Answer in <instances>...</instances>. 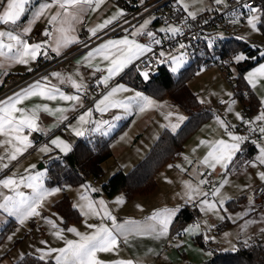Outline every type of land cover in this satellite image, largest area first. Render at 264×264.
Wrapping results in <instances>:
<instances>
[{
  "label": "snow or ice",
  "instance_id": "snow-or-ice-1",
  "mask_svg": "<svg viewBox=\"0 0 264 264\" xmlns=\"http://www.w3.org/2000/svg\"><path fill=\"white\" fill-rule=\"evenodd\" d=\"M30 3V0H0V24L11 25L16 27H21L24 33H31L32 23L36 20L44 17L46 14L48 22L52 24L53 31L59 33L56 37L54 46H51V51L56 55L61 54V49L66 47L70 43L76 41L78 38L75 36H69L70 32H73L74 24L82 22V17L85 12L89 9L95 10L100 4L104 3V0H51V3H45L40 5V7L33 12L32 21L25 27L18 24L21 17L26 12V5ZM182 5V10L187 12V16L191 20L195 21L197 19V12L188 11L189 5L180 0ZM197 3L203 4V0H197ZM215 4L222 7H228L226 0H215ZM56 8L54 13L50 10ZM246 9V14L242 11ZM212 9L207 6L201 7L200 12L210 11ZM123 10L118 11L116 14L111 16L109 19H105L103 23L96 25L95 27L89 29L92 37L97 36V32L106 28L109 24L116 21L119 16H122ZM232 17V23H238L241 16L247 21V25L253 32H259L260 28L258 25H264V0L257 5V0H237V6L229 12ZM155 17L146 19L141 24L140 28L135 32L131 33L132 36L146 35L150 38V43L144 44L139 43L135 39H129L127 36L122 39H109L106 42L96 46L94 49L89 50L81 60L88 63V66H92L90 61L96 56H102L105 61H108L107 74L101 79V82L105 86L106 93L102 94L101 97L93 99L94 110L100 113H105L108 109L118 108L123 109L124 113L132 114L134 109L143 113L146 109L153 107H160L158 102L152 98L150 95H146L144 92L136 91L135 89H130L124 84L117 83L109 88V82L113 77L122 73L129 65H132L135 61L141 60L142 55L145 53L153 52L152 45H160L162 40L157 38L156 34L148 30L147 26L151 23V20ZM204 23H207V18H203ZM191 27L188 23L187 18L184 19V24L181 27L168 26L160 29L161 32L171 33L172 36H182L184 34V28ZM46 37H51L53 32L46 31L44 33ZM7 36L10 43L5 44L3 38ZM199 38V36L197 37ZM222 34H218L216 37L207 38V47L213 48L217 39H223ZM48 43V42H45ZM84 46L87 47V43L84 42ZM179 49H186L188 45L182 42H178ZM44 48V43H29L27 40L23 39L21 35L13 34V31H0V57H5L7 60L17 62L22 65H28L29 61H35L39 56L43 55L48 58V52ZM7 49V51H5ZM264 56V52L261 53ZM187 52L182 51L179 55H172L171 52L166 55L164 51H159L156 60L149 58L147 61H142L144 67L140 68L137 66V71L142 76L144 81H151V66L158 62L159 64L168 63L171 72L178 74L186 63ZM248 57L243 53L233 54L231 60L226 61L229 66H231L232 61L236 64H240L246 61ZM81 61H78L79 64ZM3 67V65H0ZM29 71L32 69L29 67ZM101 71L99 67L96 69ZM235 71V69H233ZM56 77L61 84L65 82L71 83L72 87L76 89L77 93L81 91L87 92V85L83 83V77L81 76V81L72 77H64L59 72H54L51 74ZM76 75L80 76L79 72ZM245 79L248 81L253 88L256 87L258 80H264V64L259 65L256 69L249 72ZM48 77H42L41 80H37L34 84L30 85L28 88L21 90V92L9 97L6 101L0 102V136H4L5 139L2 144L12 145V150L8 155L9 161L17 160L18 155H22L28 148L33 146L32 140L29 139L27 135H24L25 129L30 132H42L44 131L38 121L40 120L39 113L43 112L57 116V123H62L69 119L66 113L75 112L78 108L84 109L77 117V124L75 126L69 124L68 127L72 129V132L76 136H83L85 134L84 125L92 123H97L99 128V123H110L108 121L96 122L92 120L93 108H85V102L79 94H65L61 91L55 84L50 87L43 83L42 81H47ZM99 86V84H98ZM122 92H134L133 96L127 99H117V95ZM229 96L232 93H228ZM31 97H41L46 101H56L58 98L61 101L74 102L71 107H49L48 104H38L35 105L31 110L26 108L17 107V105L22 104L25 100ZM201 103H205L203 99L200 100ZM223 103V101H222ZM234 103V102H233ZM261 104H264V99L261 100ZM229 112L232 108L229 107ZM19 113V115H17ZM174 113L169 112L166 119L172 117ZM236 117L240 120H244L239 112L235 113ZM116 120H120L121 116L117 115ZM187 119L183 115H176V122L164 125L165 128H169L172 133H176L180 129L181 124ZM216 122L220 125L224 132L227 134L228 139H218L216 141H201V144H207L209 151L207 156L204 158L202 163L207 166V168L212 169V172L208 175H212L217 166H219L225 173L229 170V166L233 164V160L237 153L243 151L242 145L251 140V143L258 149V155L255 157V161H248V164L255 166L256 163L259 165H264V110L260 111L259 115L255 117L256 122H260L259 126H253L254 122L252 120L246 121L249 125V133L255 134L259 133V139H253L250 135H237L231 128L234 126L229 125L225 119L220 116H216ZM51 145L65 155L72 151L71 143L61 139L60 137H55L50 141ZM53 148L49 144H44L40 148L42 153H50ZM62 157H57L61 159ZM4 157H0L3 160ZM188 160L187 157H185ZM191 163V161H189ZM247 166V165H246ZM8 164H3L0 166V171L7 169ZM37 166L35 164L31 165L27 175H7L6 178L0 179V189H7L11 195L5 194V192L0 191V213L4 214L6 217L0 224L7 225L9 217H14L15 220L20 225H25V223L34 217H42L40 209L45 205L47 200L59 194L63 189L61 187H46L44 180L48 178L47 172H37L32 174L31 170L35 169ZM172 167V165H169ZM194 175L196 173L194 172ZM204 173H199V176H203ZM259 178L264 181V171L259 172ZM210 181L207 179H198V183L193 184L192 181H184V187L186 191L182 194L181 199L184 204H193L197 206L200 212L205 215L211 214L218 220H223L224 216L221 215L220 206L225 203L227 197L223 195L221 189L225 184H228L227 179H222L220 181V187H216L214 184L211 188V193L205 191L201 185H207ZM21 187H26L31 189V195H25L19 189ZM84 193L81 194L80 199L86 201V205H74V207H79L80 212L85 217L97 216L100 218L101 222L98 224L85 222L86 228L90 229V233H82L76 227L67 228V232L74 234L79 237L78 240L66 239L62 233L65 232L64 228L57 227L56 223L51 219H46L48 225L53 229L52 235L61 240H64L65 246L59 248L47 247L46 249L37 248L36 252L39 254L38 261H45L46 258L54 256L55 264H105V261L98 258L97 254L104 252H116L121 245L120 237H123V243L128 244L129 237L133 234L136 236H153L156 239L166 238L169 236L170 227L174 222V218L179 212V206L175 208H165L162 211L153 213L148 219L154 223L146 225H138L136 221L128 220L124 224L117 223V217L108 210L105 201L100 200L99 205L103 208V213L97 210L95 201L89 198L86 194L89 191L95 192L96 189L91 185H84ZM125 201L123 198H119L116 203L123 204ZM87 209V211L85 210ZM226 211V209H225ZM246 215V213L241 214V218ZM107 217L111 221L114 227H109L102 221ZM235 222V218H233ZM264 222V221H262ZM255 221H245L244 224L240 225V229L247 232L250 224H254ZM132 225L133 227H129ZM214 225L210 224L208 220H202L194 222L192 225L185 227L184 231L189 235L203 234L206 240H213L215 237L208 236L207 232L211 231ZM262 234H264V228H261ZM13 235L8 236L7 239L11 241ZM231 236L230 233H225V237ZM239 237V233L237 234ZM231 244V241L229 240ZM41 244L47 245V241H41ZM244 245H248V240H244ZM179 246V245H177ZM233 250L235 246L233 245ZM208 256H212L213 253L208 251L206 253ZM23 259V257H21ZM50 264V261H49ZM113 264H142L140 260L134 259H117Z\"/></svg>",
  "mask_w": 264,
  "mask_h": 264
},
{
  "label": "crops",
  "instance_id": "crops-1",
  "mask_svg": "<svg viewBox=\"0 0 264 264\" xmlns=\"http://www.w3.org/2000/svg\"><path fill=\"white\" fill-rule=\"evenodd\" d=\"M45 3H51V0H30V3L26 5V12L21 17L20 21H18V24L26 27L32 21L33 12H35L40 7V5L45 4ZM56 10H57L56 8H53L50 10V12L54 13ZM120 10H123L124 14L122 16H119L116 21H113V23L109 24L103 30L98 31L97 36L103 33L113 24L117 23L118 21H121L126 15V9H124L120 5V3L117 2V0H104V3L100 4L99 7L96 8L95 10H91V9L87 10L82 17V21L83 19H87L88 26L84 27L82 25V22L74 24L75 30L73 32H70L69 36H75L78 39L70 43L66 47H63L61 49V54L59 56L51 51L50 44L54 46L56 37L59 35V33H55L53 31V26L52 24L48 22V19H47L48 14L36 20L34 23H32L31 33H24L21 27L0 24V31H13L14 35L19 34L21 35L23 39L27 40L29 43H32V44L44 43V48L42 49V52L46 50L49 54L48 58H45L43 55H41L35 61H29L28 65H22L14 61L7 60L5 57H0V65H3V67H0V88L3 86L5 81L10 76H17V75H24V74L32 73L37 67V61L39 59H42L45 62L52 61L54 59H57L69 53L73 49L84 45V42L87 43L95 39L97 36L92 37L91 33L88 30L95 27L98 24L103 23L105 19H109L111 16H113ZM138 24L132 26L125 32L98 40V42L92 47H90L89 49L74 56L73 58L69 59L65 63L61 64L58 68L52 70L49 74L43 76V77H48V80L42 81V82L47 84L49 87L52 84H55L58 88H60L61 91L65 92V94H73V95L79 94L81 96V92L77 93L76 89L72 87L71 83L65 82L61 84L59 80L56 77L52 76L51 74L54 72H59L62 74V76L72 77L73 79L77 80V82L81 81V76H82L83 83L87 85L88 78L91 76V68L95 66H99L102 68V74L99 78V81H97L96 83L95 90H93L94 93H98V90L103 88L102 87L103 83L101 82V79L104 75L107 74L106 69L108 66V61H105L102 56L98 55L90 61L92 65L90 67L88 66V63H85L81 60V57L84 56L89 50L94 49L96 46L106 42L109 39L116 40V39H122L123 37L127 36L129 39H135L139 43H144L141 41V38H140L141 35L139 36L131 35V33L135 32L136 30L140 28L141 24L140 23ZM168 26L170 25L161 24V25L156 26L155 30L160 31L161 28L168 27ZM147 28L148 30H151V31L153 30L151 25L150 27L147 26ZM46 31L53 32V35L51 37H46L44 35ZM35 35H37V37H35ZM3 41L5 44L12 42V41H9L7 36L3 38ZM45 42H48V43H45ZM144 44H147V43H144ZM5 51H7V49H5ZM165 51L175 52L176 50H173V51L165 50ZM146 54L147 53L142 55V57L145 56ZM78 61H81V62L78 64L77 63ZM136 62L137 61H135L132 65H129V67L126 68L119 75L113 77L112 80L109 82V88L111 86H114L117 83H120V84H124L126 87L130 89H134L133 87L127 85L126 83L121 82L120 78L128 70L133 68ZM29 67L32 69L31 71L28 70ZM156 69L152 72H155ZM77 72H79L81 75L80 76L76 75ZM29 86H27L26 88H28ZM107 90L109 89H106L105 92ZM19 92H21V90L10 95L9 97H12ZM124 93H126V97L124 99H127L128 97L134 95V92H124ZM9 97L3 99L2 101H6ZM99 98L100 97H96L97 100ZM153 99L158 102L160 107H153L150 109H146L143 113L134 109L133 113L129 114L131 115V117H133V121L136 119L138 115L147 116V114H151L152 112L153 114L156 113L157 115L160 112L165 113V110L168 112L175 113L176 115L179 114L175 108H179V109L181 108L177 106L176 104H174L169 98H165L162 100L156 99V98H153ZM73 103L74 102H70V101H61L59 100V98L56 101H46L41 97H31L25 100L22 104L17 105V107L26 108L28 110H31L35 105L48 104V106L52 108H56V107H66L67 108V107H71ZM202 105L204 109L211 111L213 113V117L210 121L204 123L193 134V136H191L192 138H196V142L193 143L191 150L188 152L186 145L190 149L189 141L192 138L189 141H187L184 152L177 159L167 164L157 173L156 179H157L158 186H157V189L152 194H149L146 196H136L132 198H127L124 195H122V197H120L121 195H118V196L116 195L118 199L123 198L125 201L123 204H120L118 207L111 210L112 214L117 217V223L124 224L125 221L132 220V221H136L138 225H146V224L154 223L148 219L150 216L153 215V213L162 211L165 208L171 209V208H175L179 206V211H180L182 207L186 206L184 204V201L181 199L182 194L186 191L183 182L189 181L191 179L192 182L197 183L193 181V179L191 178L195 170H196V174L198 175L201 172L204 173V175L199 176V178L202 177L204 179L206 176H208L207 180L208 179L211 180V176L214 177L222 172L224 173V171L219 166H217L215 172L212 175H208V173L212 172V169L207 168V166L202 163V161L207 156V153L210 149L207 144H201L200 143L201 141L212 142V141H216L221 138L228 139L227 134L224 132L223 128L220 125H218L216 122L215 118L217 115L214 109L208 108L204 104ZM91 107H93V110H94V105L93 106L91 105ZM80 111H84V109L78 108L77 111L75 112L66 113L69 116V119L66 121H63L62 123H57V116H59V113L53 116L41 110L39 113L40 120L38 121V123L44 131L30 132L28 129H25L24 135H27L29 139L32 140L33 146L28 148L27 151H25L22 155H18L17 160L15 161H9L8 159V155L10 154V151L12 150V145L0 143V157H4L3 160H0V166H2L3 164L9 165L7 169H3L2 171H0V178L2 177V175H4L3 178H5L6 177L5 173L7 175H10L12 172L16 171L20 166L22 167V169L17 171L18 174L28 173L26 172V169H29L31 165L30 162H28V160L35 154L37 150L38 151L36 154H38V157L36 161H40L41 159L45 158V156L54 154L57 151L60 152L59 149L55 148L54 145L50 144L51 139L55 137H60L61 139L71 143L69 139L67 138V133H70V129H71L70 127H68V125L69 124L72 125L71 123L72 120L76 117V114ZM17 115H19V113H17ZM241 116H242V108H241ZM175 117L176 116L173 115V117H171V119H167L166 122L160 120L162 122H158L157 124H155L153 129H149V126H150L149 125L147 127H144L138 130L139 132H141V134L137 136V138L139 137L140 138L138 141H136V143L140 142L141 145H139V149H137V151H135L132 154V156L129 158L128 163L125 165V169L124 167L123 168L120 167V169L122 171H125L128 168H130L132 165L135 166V164L140 162L144 158V156L150 151L153 144L157 141L161 133L165 129L170 130L169 128H165L164 125L169 124L170 122L174 123L176 121ZM221 118L225 119L229 125L233 126L229 113L225 114V116H221ZM211 122H213V124ZM241 122L242 120L240 121L238 125L231 128V130L237 135H240V134L236 132L234 129H239ZM104 126H103V129H104ZM112 127H113V124L108 130H110ZM35 133L44 134L45 137H47L46 142L40 144V146L35 145L33 141V136ZM5 139L7 138L4 136H0V142H3ZM76 142L74 141V143H71L72 148ZM44 144H49V146L53 148V151L50 153L40 152V148ZM199 149H204L203 152H205L203 157L200 158V160L197 159V156H198L197 153ZM258 154H259L258 149L256 148L255 154L251 157V159L246 160L241 153H237L236 157L233 160V164L229 166L228 172L234 171V169H232L233 167H237L236 170L238 171H242L245 173L248 172V170L253 169V165L248 164L247 162L254 161L255 157ZM185 157H187L188 160H186ZM253 157H254V160H252ZM196 159L199 162H197ZM189 161H191V163H189ZM169 165H172V167H169ZM257 170H258L257 171L258 174L256 176V179L252 180L248 186L246 187L241 186L240 181L235 178H234V181H231L229 184H227V187L225 186L226 191L223 192V195L230 197V199H227L225 203L220 206L221 215L224 216L223 220H218L216 219L215 216L210 214L211 215L210 224L214 225V227L215 226L217 227V225L224 222L225 220H229L231 222L230 226L225 230V232L230 233L231 236L227 238L231 239L232 241H235V244L239 246L241 244H244V240H248V244L257 243V244L264 245V234H262L261 232V228H264V222H262L264 221V208L259 207L256 204V201L253 196H249V193L260 182H262V180L259 178V172L264 171V165H258ZM180 180H183V181H181L178 184ZM0 190L5 192V194H9V195L12 194L8 192L7 189H0ZM116 196L112 198L110 197V199H113ZM241 198H244V200L240 202V204L237 207L236 206L233 208L228 207V203L230 201L241 199ZM187 205L191 206L192 209H195V211H197L198 213V217L196 219L197 221H199L201 217L204 216V213L200 212L197 206H194L193 204H187ZM76 209L78 210L79 207H77ZM242 213H246V215H244L241 218ZM5 218L6 217L4 216V214L0 213V221H3ZM233 218H235V222H233ZM7 219L9 221L8 222L9 224L15 218L9 217ZM245 221H255L254 224L249 225L247 232H244L240 229V225L244 224ZM17 223L15 224V228L12 231L15 234L17 233V230H16L18 226ZM193 223H190L187 226H190ZM78 224L79 223H74V224H71L69 227H75ZM95 224H98V223L96 222ZM7 225L0 224V231H2ZM80 225L81 226L76 227L80 232L90 233L91 231L90 229H85L84 225L82 224ZM111 227H114V225H112ZM129 227H133V226L129 225ZM64 229H65L66 239H73V240L79 239V237H76L74 234L67 232L66 230L67 228H64ZM238 233H239V237H237ZM197 237L202 238V241L205 244V246L196 242L195 239ZM171 238H176V240H180L182 243L179 246H175L172 244ZM120 239L122 242H121L120 248L118 249L119 255H117L116 252H109V253L101 252L97 254L99 259L105 261V264H113L115 260L121 259V258H124V259L131 258L134 260H140L142 264H202L203 262L208 261L209 259L213 257V255L208 256L206 254L208 251H211L212 253H213V249L221 251L220 248L213 246L214 245L213 242H210L212 244L211 246L209 244V241L204 238L203 234L189 236L183 230V233L180 237H174L171 234V227H170L169 236L166 238L156 239L153 236H136L135 234H133L129 237L128 244L123 243V237H120ZM48 260H52L55 262L54 257H51ZM17 261L18 260L15 261L10 254H5L0 261V264H14Z\"/></svg>",
  "mask_w": 264,
  "mask_h": 264
},
{
  "label": "trees",
  "instance_id": "trees-1",
  "mask_svg": "<svg viewBox=\"0 0 264 264\" xmlns=\"http://www.w3.org/2000/svg\"><path fill=\"white\" fill-rule=\"evenodd\" d=\"M117 2L126 9V15L132 12L131 7L124 0H117ZM185 14V11L179 7V15ZM161 24L159 19H155L151 26L155 30L156 26ZM219 51L222 57H229L230 59L233 54L247 53L248 59L237 64L238 76L233 83V90L235 97L241 102L242 106L249 104L254 111L259 110V100L247 85L244 73L259 63L263 57L254 58L253 55L257 52L252 50L248 43L238 41L234 37L224 40L219 47ZM202 66L204 65L200 60H192L190 65L180 71L178 76H175L169 71L166 64H162L157 67L154 74H151V81H144L139 72L133 67L120 78L121 82L153 98L160 100L169 98L184 110L188 115V119L176 133L165 129L150 151L130 171L121 170L111 176L107 184L103 186L109 197L112 198L121 193L127 198L152 194L158 186L157 173L167 164L177 159L184 152L189 138L213 117V113L204 109L198 96L188 86V81L197 74ZM247 90L249 93L245 95ZM126 124L127 122L123 125ZM120 130L110 137L81 138L77 140L72 151L67 155H55L50 161L46 184L48 186L61 185L65 190L66 187L77 186L89 178L101 177L103 174L102 165L113 156L112 142L116 139ZM247 146L248 152L243 155L246 160L251 159L256 150L255 145L248 144ZM57 157L62 158L57 159ZM243 200L244 198L230 201L228 207H237ZM52 209L62 218L64 228L82 221V215L72 205L66 192L61 199L52 205ZM197 217V211L192 209L191 206L182 207L171 225V234L180 237L185 227L195 222ZM15 224L12 220L0 231V244L14 230ZM230 224L229 220H225L217 225L218 231H225ZM195 240L205 246L201 237H197ZM49 261L50 264H55L52 260L41 262L38 261L36 256L26 255L14 264H49ZM202 264H264V245L252 243L245 246L241 244L234 252L213 249V257Z\"/></svg>",
  "mask_w": 264,
  "mask_h": 264
},
{
  "label": "rangeland",
  "instance_id": "rangeland-1",
  "mask_svg": "<svg viewBox=\"0 0 264 264\" xmlns=\"http://www.w3.org/2000/svg\"><path fill=\"white\" fill-rule=\"evenodd\" d=\"M184 2L189 5L188 11H195V12H197V15L202 13L199 11V9L201 7L207 6L208 8L211 9L210 0H203V4L197 3V0H184ZM177 3L179 5V7L182 8L180 0H177ZM185 13L187 15V12H185ZM150 16L155 17V19H157V17H158L156 14L150 15ZM150 16L145 17L140 22V24H142L144 20L149 19ZM155 19L151 20V23L148 25L149 27L152 24V22L155 21ZM258 28H260L259 32H253L250 29V26L247 25V21L238 24L236 27V36L234 38L238 41H243V42L248 43L250 48L257 52V54L253 55L254 58L263 57V59L259 63H257L254 67H252L251 69H249L248 71H246L244 73V79L249 72H251L254 69H256L257 67H259V65L264 64V56L261 55V53L264 52V25H258ZM217 33L222 34V36L224 37L223 40L230 39V37L226 36L223 33H220V32H217ZM182 51H184V50L178 49L175 52H171V54L172 55H179L180 52H182ZM164 52L167 55V54H169L170 51L164 50ZM240 53H243L244 55L247 56V53H245V52H240ZM186 60H187L186 65L183 68H181L180 71H182L186 66L190 65V63L193 60V57L191 55L187 54ZM166 64H167V68L171 72V68H170L169 64L168 63H166ZM229 69H230L229 73L225 74L220 68H218L215 65H213L212 67L202 66V68L197 72V74L195 76H193L188 81V86L192 90V92H194L198 96L199 100L203 99L205 101V103H202V104H204L208 108L214 109L217 116L221 117V116H225V114L229 113L231 122L233 123V126L235 127L241 121L240 119H238L236 117L235 113L239 112L241 114V108L243 106H242L241 102L235 97L234 90H233V83L235 82V78L238 76L237 64L233 61L231 66H229ZM233 69H235V71H233ZM155 72H151V74H154ZM172 74L175 76H178V74H174V73H172ZM245 81H246L247 85L250 87L251 91L253 93H255L257 98L259 99L260 110L261 111L264 110V104H261V100L264 99V80H258L255 88H253L252 85H250L246 79H245ZM102 87H103L102 89L98 90V93L93 92L92 95L94 97H101V95L104 94L103 92H105V90H106L104 85ZM228 93H232V95L229 96ZM125 97H126V93H124V92L119 93L117 95V99L123 100ZM222 101H223V103H222ZM229 107L232 108L231 112L228 111ZM88 108H93V107L90 106ZM175 109L179 113L178 115H183V116L187 117V119H188V115L184 111H182L179 108H175ZM82 112L83 111L78 112L76 114V117L72 120L71 123L73 126H75L77 124V117ZM168 113L169 112L165 110V113L160 112L157 115H156V113L153 114V112L151 114H147V116L138 115L136 117V119L133 121V117H131V115H129V114L126 115L124 113L123 109L111 108V109H108L103 114L93 110V117H92L93 121H96V122L108 121V122H111L113 124V127L110 130H104L103 126L107 123H99V128H98L97 123L90 122L89 124L84 125L85 134L83 136H79V137L76 136L72 132V129H70V133H67V138L69 139V141L71 143H74V141L76 142L78 139H81V138H89V137L94 138L96 136L110 137L121 129L120 132L118 133V136L116 137V139H114V141L112 142L113 156L110 159H108L107 161H105L102 165L103 166V174L101 177L97 178L98 183L94 184L93 183L94 178H89L87 181H85V182H83L77 186L66 187V189H65L66 194L69 196V199L71 200L72 205L73 206L77 205V204L86 205L87 202L81 200L80 196H81V194H85L83 186L84 185H91L92 187H94L96 189V191L95 192L89 191L86 194L89 196L90 199L95 201L96 208L98 211L101 212V214L103 213V208H101L99 205L100 200L105 201V204H106L109 211L118 207L120 204L116 203V201H117L116 199H118L117 196L121 195L120 197H122V195H124V194H122V193L118 194L115 198L110 199V197L104 191L103 186L107 184L109 178L112 175H114L119 170H121L120 167H122V168L124 167V169H125V165L128 163L129 158L132 156V154L135 151H137V149H139V145H141V143L140 142L136 143V141L139 140L140 137L137 138V136L139 134H141V132H139L138 130H140L144 127H147L149 125H150L149 129H153L155 124H157L158 122H162V121L166 122L167 119L165 117L167 116ZM117 115L121 116L120 120L115 119V117ZM174 116H176L175 113H174ZM168 119H171V117ZM187 119L181 124V127L184 125V123L187 121ZM160 120H162V121H160ZM175 120H176V117H175ZM125 122H127V124L123 125ZM211 123L213 124V122H211ZM214 123H216V122H214ZM234 130L236 132H238L240 135H246L243 130H239V129H234ZM191 138L192 137H190L189 140ZM195 142H196V138H192L189 141L190 149L186 145L188 152L191 150L192 145ZM36 147H38V146H36ZM37 151L28 160V162H30L31 165L35 164L37 166L35 169H32L31 172H32V174H35L37 172H47L48 173L50 161L52 160V158L55 155H58L61 153L57 151L58 153L55 152L54 154H50V155L45 156V158L41 159L40 161H36V159L38 157V154H36ZM203 151H204V149H199V151L197 153V155H198L197 159L198 160H200V158L203 157V155L205 153ZM194 157H195V155H194ZM198 160H197V162H199ZM252 160H254V157ZM258 165L259 164L256 163L255 166H253V169L248 170V172H246V173L236 170L237 167H233L232 169H234V171H230V172L227 171L226 173L222 172V173H220L214 177L211 176V180L208 179L210 181V183L207 185H201V187L205 191L211 192V188H212L213 184L216 187H220V181L222 179H227L230 183L231 181H234V178L238 179L240 181L241 186L246 187L251 183L252 180L256 179V176L258 174L257 173V171H258L257 166ZM133 167H134V165H132L127 170H125V172L130 171ZM21 169H22V167L20 166L16 171L12 172L10 175L16 174L17 176H19V175H27L28 174V173L18 174L17 171H19ZM194 172L196 173V170ZM3 177H4V175H2V177L0 179H3ZM207 177L208 176H206L204 179H207ZM191 178L193 179V181H195L197 183H198V179H203L202 177L199 178L198 174H196V175L192 174ZM46 180L47 179L44 180V184L46 187H61V185H56V184L52 185V186H48L46 184V182H47ZM181 181H183V180H180L178 182V184ZM190 181H192V180L190 179ZM192 183L196 184L194 182H192ZM225 186L227 187V184H225L222 187V189H221L222 193L224 191H226ZM61 188L63 190L59 194H56V195L50 197L47 200V202L45 203V205L40 209L43 218H41V217L31 218L25 223V225H20L14 219V222L17 223V225H18L17 229H16L17 233L13 236V239L11 241H9L7 239V237L13 235L14 232L9 233L6 236V238L4 239V241L0 244V258H3V256L5 254H10L15 261L20 260L21 257H24L26 255H33V256L38 257L39 254L36 252L37 248L46 249L47 247L59 248V247L65 246L64 240H61V239L54 237L52 235L53 229L46 222V219H51L56 223L57 227L64 228V227H62L63 226L62 225V218L57 213H55L52 209V205L64 196L65 190L63 187H61ZM178 188H180V187H178ZM19 190L22 191L25 195H31V189H28L26 187H21ZM79 209H78V211L80 212ZM85 210L87 211L86 208H85ZM80 214H81V212H80ZM205 219L208 220V222L210 223L211 215L210 214H208V215L204 214V216H202L200 220L198 218L199 221H202ZM82 220L83 221L81 223H79L78 225H76L75 227H79V226H81L80 224H82V225H84L85 229H88V228H86V226L84 224L85 222L93 223V224H95L96 222L97 223L101 222L100 218L97 216H94V215L89 216V217H85L84 215H82ZM102 222L107 224V226H109V227L112 226L111 221L108 220L107 217H105ZM196 222H197V220H196ZM225 233H226L225 231H218V228L216 226L213 227L211 229V231L207 232L208 236L215 237V239H213V240H208L209 244L212 246V244L210 242H213L214 243L213 246L220 248V250L223 252H228V251L234 252V251H236L238 249L239 245H236L235 241H232L231 239H228L227 237H225ZM62 235L66 238L65 232H63ZM171 240H172V244L175 246L180 245L182 243L180 240H176V238H171ZM229 240L231 241V244L229 243ZM41 241H47V245L41 244ZM233 245L235 246V250H233V247H232ZM55 255L56 254H53L52 257H54ZM49 258H51V257H49ZM49 258H46V260H48Z\"/></svg>",
  "mask_w": 264,
  "mask_h": 264
},
{
  "label": "built area",
  "instance_id": "built-area-1",
  "mask_svg": "<svg viewBox=\"0 0 264 264\" xmlns=\"http://www.w3.org/2000/svg\"><path fill=\"white\" fill-rule=\"evenodd\" d=\"M124 2L131 7L132 12L125 15V17L121 21H118L117 23L110 26L95 39L87 42V47H85L84 45L79 46L69 53L52 61L45 62L42 59H39L37 61V67L32 73L10 76L0 88V101L26 88L37 80H40L43 76L49 74L52 70L58 68L61 64L95 45L98 40L125 32L132 26L140 23L145 17L154 14L158 16L157 19H159L163 25L181 27L184 24V19L187 18L188 23L191 25V27H185L184 34L182 36H172L171 33L152 30L156 34L157 38H160L162 40V43L160 45L153 44V52L147 53L141 58V60L137 61L134 65L135 69H137V66L143 68L144 63H142V61H147L149 58L156 60L159 51L178 50V42H182L185 45H188L186 49L182 50L191 55L193 57V60H200L203 65L207 67L215 65L220 68L225 74L229 73V65L225 62L231 59L229 57H222L219 51V47L224 40L217 39L214 47L208 48L207 40L205 39V37H216L218 34L217 32L223 33L230 38L236 36L237 25L246 21L244 16H241L238 23H232V17L229 15V12L232 9L236 8L237 0H226L228 7L218 6L215 4V0H210L212 10L200 13L199 15H197V19L195 21L191 20V18H189L186 14L179 15V6L177 0H124ZM260 3L261 0H257V5H259ZM242 11L245 14L247 12L246 9ZM205 17L207 18V23H204L203 18ZM82 25L84 27L88 26L87 19H83ZM198 36L199 38H197ZM35 37H37V35H35ZM140 38L144 43L148 44L151 42L150 38H148L146 35H141ZM158 66V62L154 63L151 66V72L154 71ZM97 67L99 66L91 68V76L87 81V92L81 91V97L85 102V108L93 105V99H96V97H94L92 93L96 88V83L97 81H99V78L102 74V68L99 67L101 71H97ZM248 93L249 91L247 90L245 95H247ZM260 111V109L254 111L249 104H246L242 107V117L244 118V120L241 122L239 130H243L246 135H250L253 139H259L260 134L258 132L255 134L249 133V125L248 123H246V121L252 120L254 122L253 126H259L260 122H256L255 117L259 115ZM111 126V122L107 123L104 126V129L108 130ZM46 140L47 137H45V135L41 133H35L33 136L35 145L45 143ZM248 144H252L251 140L243 144V151L241 152L242 155H245L248 152ZM93 183L97 184L98 179L94 178ZM249 196H253L256 204L259 207L264 208V181L260 182L249 193Z\"/></svg>",
  "mask_w": 264,
  "mask_h": 264
}]
</instances>
